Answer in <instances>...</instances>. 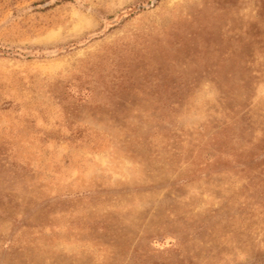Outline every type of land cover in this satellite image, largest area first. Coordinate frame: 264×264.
I'll list each match as a JSON object with an SVG mask.
<instances>
[{"label":"rangeland","instance_id":"1","mask_svg":"<svg viewBox=\"0 0 264 264\" xmlns=\"http://www.w3.org/2000/svg\"><path fill=\"white\" fill-rule=\"evenodd\" d=\"M0 264H264V0H0Z\"/></svg>","mask_w":264,"mask_h":264}]
</instances>
